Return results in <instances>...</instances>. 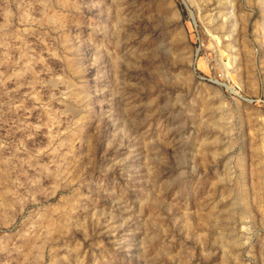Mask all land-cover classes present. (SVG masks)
<instances>
[{"label": "rangeland", "instance_id": "1", "mask_svg": "<svg viewBox=\"0 0 264 264\" xmlns=\"http://www.w3.org/2000/svg\"><path fill=\"white\" fill-rule=\"evenodd\" d=\"M0 264H264V0H0Z\"/></svg>", "mask_w": 264, "mask_h": 264}, {"label": "bare ground", "instance_id": "2", "mask_svg": "<svg viewBox=\"0 0 264 264\" xmlns=\"http://www.w3.org/2000/svg\"><path fill=\"white\" fill-rule=\"evenodd\" d=\"M206 221V220H205Z\"/></svg>", "mask_w": 264, "mask_h": 264}]
</instances>
